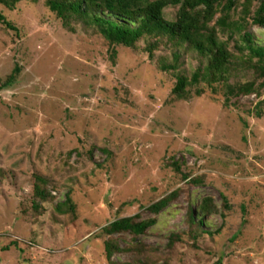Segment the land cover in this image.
<instances>
[{
	"label": "rangeland",
	"instance_id": "obj_1",
	"mask_svg": "<svg viewBox=\"0 0 264 264\" xmlns=\"http://www.w3.org/2000/svg\"><path fill=\"white\" fill-rule=\"evenodd\" d=\"M45 2L0 3L18 28L0 22V264H264V115L254 114L264 88L230 105L208 88L177 99L176 78L157 66L172 49L151 61L142 41L113 56L101 34L66 28ZM252 31L264 46V29ZM176 190L157 216L147 209ZM207 198L216 211L205 227L221 232L194 238L189 213ZM138 214L158 222L137 237L100 234ZM111 238L126 250L110 261Z\"/></svg>",
	"mask_w": 264,
	"mask_h": 264
},
{
	"label": "trees",
	"instance_id": "obj_2",
	"mask_svg": "<svg viewBox=\"0 0 264 264\" xmlns=\"http://www.w3.org/2000/svg\"><path fill=\"white\" fill-rule=\"evenodd\" d=\"M18 1L0 0V3L14 7ZM45 3L66 28L73 29L74 23L82 22L101 34L109 42L113 56L117 54L116 46L139 50L142 41L151 61L162 47L172 49V61L167 56L161 57L157 66L176 78L172 93L177 99L201 96L208 88L214 93L222 92L225 103L230 105L233 99L260 94L264 88V46L256 43L252 31L254 26L264 29V0H46ZM168 5L178 7L175 20L165 18L164 10ZM0 22L18 30L1 14ZM190 54L199 63L187 70L182 59ZM239 74L246 75V80ZM249 75L251 78L247 79ZM254 114L259 118L264 115V100L255 105ZM175 167L181 172L179 164L175 163ZM36 195L43 200L50 197L47 190L39 187ZM178 195L176 190L147 209L157 216ZM34 204L39 208L36 202ZM57 209L63 211V206L58 205ZM215 211L210 198L205 199L199 209L190 211L192 237L197 238L200 232L211 235L221 232V229L214 232L205 227V219ZM157 222L156 217L141 220L139 214L122 217L104 226L100 234L130 233L137 237ZM179 239L180 235H174L171 242ZM124 250L113 238L106 242L110 261L116 252Z\"/></svg>",
	"mask_w": 264,
	"mask_h": 264
}]
</instances>
